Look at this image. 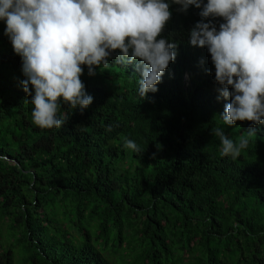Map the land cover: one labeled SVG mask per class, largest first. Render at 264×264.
I'll return each mask as SVG.
<instances>
[{"label":"trees","instance_id":"16d2710c","mask_svg":"<svg viewBox=\"0 0 264 264\" xmlns=\"http://www.w3.org/2000/svg\"><path fill=\"white\" fill-rule=\"evenodd\" d=\"M178 7L157 92L140 97L138 61L114 54L94 76L82 66L93 103H61L67 122L51 130L32 123L0 21V264H264V124H223L210 53L189 43L200 9ZM217 127L249 140L236 160Z\"/></svg>","mask_w":264,"mask_h":264},{"label":"clouds","instance_id":"9594fccd","mask_svg":"<svg viewBox=\"0 0 264 264\" xmlns=\"http://www.w3.org/2000/svg\"><path fill=\"white\" fill-rule=\"evenodd\" d=\"M172 4L178 11L200 9L189 43L210 53L217 99L228 101L223 124L251 122V136L255 125L264 124V0H0L3 34L21 58L32 123L42 130L62 127L67 117L58 115L61 103L83 114L94 97L81 79L82 66L94 76L114 54L117 63L138 61L140 97L157 92L177 57L176 43L162 35ZM212 134L220 140V155L233 160L249 143L246 137L233 141L219 127ZM123 147L142 151L128 138Z\"/></svg>","mask_w":264,"mask_h":264},{"label":"rangeland","instance_id":"374dc122","mask_svg":"<svg viewBox=\"0 0 264 264\" xmlns=\"http://www.w3.org/2000/svg\"><path fill=\"white\" fill-rule=\"evenodd\" d=\"M2 234L4 235V234H5V232H2Z\"/></svg>","mask_w":264,"mask_h":264}]
</instances>
